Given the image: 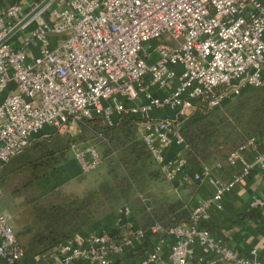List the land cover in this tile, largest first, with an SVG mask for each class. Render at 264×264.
I'll use <instances>...</instances> for the list:
<instances>
[{"label":"built area","instance_id":"obj_1","mask_svg":"<svg viewBox=\"0 0 264 264\" xmlns=\"http://www.w3.org/2000/svg\"><path fill=\"white\" fill-rule=\"evenodd\" d=\"M52 1L11 35L26 16L21 0L0 14V167L40 134L64 133L88 118L113 125L122 116L136 117L167 181L215 187L210 197L194 199L191 222L170 228L139 264H264L259 250L244 255L206 224L212 209L223 208L226 192L253 170H264V138L230 153L229 164L241 169L226 183L211 166L189 168L182 158L183 131L195 113L264 86V0H56L50 6ZM172 147L179 150L168 158ZM249 150L257 151L253 158L245 156ZM72 151L82 174L102 162L93 144L75 143ZM2 189L0 180V197ZM263 205L264 192L250 203L253 209ZM124 224L135 226L129 206L115 222ZM163 231L158 223L137 228L134 238L119 243L108 229L91 230L45 257L52 264H113L136 242ZM24 256L14 216L0 207V259L20 264Z\"/></svg>","mask_w":264,"mask_h":264},{"label":"trees","instance_id":"obj_2","mask_svg":"<svg viewBox=\"0 0 264 264\" xmlns=\"http://www.w3.org/2000/svg\"><path fill=\"white\" fill-rule=\"evenodd\" d=\"M136 119L122 116L113 125L101 117L83 119L64 133L51 131L48 135H38L30 146L1 165L2 187L9 175L27 171L23 186L29 189L39 180L59 175L68 165L77 163L73 144H93L97 148L100 144L103 150L101 164H105L106 175L82 195L53 191L31 197L35 220L19 235L16 233L25 252L20 264H51L45 257L48 251L91 230L108 229L111 236L122 243L134 238L137 228L148 229L158 223L164 231L155 237L162 241L170 228L191 222L198 185H193L194 191L189 195H178L171 201L151 204L143 196L148 181L165 177L140 136ZM183 136L187 146L182 158L188 167L209 165L222 182H228L219 176L217 165L222 164L225 172L230 171V153L249 139L264 136V86L247 88L240 95L225 99L218 107H204L190 118ZM124 206L131 209L133 227L115 225ZM251 213L254 215L253 211ZM104 219L108 221L101 224ZM151 239L148 237L141 245L136 242L140 249L132 248L119 258L145 253Z\"/></svg>","mask_w":264,"mask_h":264},{"label":"crops","instance_id":"obj_3","mask_svg":"<svg viewBox=\"0 0 264 264\" xmlns=\"http://www.w3.org/2000/svg\"><path fill=\"white\" fill-rule=\"evenodd\" d=\"M19 0H0V14L6 9L10 4ZM43 0H21L24 6V13L27 15L33 8L39 5ZM56 0H53L50 6H54ZM28 30V29H27ZM158 115H162L161 111H155ZM264 138V136H262ZM179 150L178 147H172L168 152V158L175 156V153ZM256 150H249L245 152V156L248 158H253ZM72 170L76 174L80 173L79 166L77 163H71ZM223 169V168H222ZM217 169L219 176L224 181H229L233 174L240 171L241 164L236 163L231 165V170L225 172L224 169ZM216 174V173H215ZM179 179V178H178ZM174 190L179 192L184 187H189L190 185H198L194 199H204L210 197L214 191V185L209 182L197 183L193 180L181 183V181H176L171 183ZM264 192V170L255 169L252 171L251 175L246 181L239 183L234 188L225 193L223 197V208L221 210L212 209L211 217L206 223L210 228L212 233L224 243L230 247L238 250L244 255H250L253 249L259 250L258 259H263L264 255V205L256 210L250 206L252 199L256 196H260ZM254 215H250L251 212ZM252 214V213H251ZM114 217V216H113ZM112 217V218H113ZM108 219L102 220L101 224H104ZM156 237H152L151 242L147 245V249H152L156 244ZM145 244V241H138V244ZM137 244V245H138ZM141 245V244H140ZM163 247V246H162ZM134 248L140 249L139 246ZM162 253L168 254L169 247L165 245L162 248ZM144 254L138 253L130 258H117L113 264H139L140 257ZM51 264V257L46 258ZM0 264H8L6 261L0 259ZM218 264H231L228 262H221Z\"/></svg>","mask_w":264,"mask_h":264},{"label":"rangeland","instance_id":"obj_4","mask_svg":"<svg viewBox=\"0 0 264 264\" xmlns=\"http://www.w3.org/2000/svg\"><path fill=\"white\" fill-rule=\"evenodd\" d=\"M32 28L33 24H30L28 29ZM98 149L103 156L100 144L98 145ZM105 175L106 168L104 162L96 170L88 174H82L81 172L76 174L71 166L68 165L59 175L39 180L35 187L27 189L23 186L28 177L27 171L11 174L5 183H3L0 207L5 212H9L14 216V229L19 235L21 231L26 229L35 220V213L30 199L36 193L47 195L54 191L62 195H82L91 185L103 180ZM193 191L194 188L191 185L177 192L174 190L171 182L160 177L147 182L143 196L151 204H156L161 201H171L178 195L187 196Z\"/></svg>","mask_w":264,"mask_h":264},{"label":"water","instance_id":"obj_5","mask_svg":"<svg viewBox=\"0 0 264 264\" xmlns=\"http://www.w3.org/2000/svg\"><path fill=\"white\" fill-rule=\"evenodd\" d=\"M52 0H43L39 5L33 8L10 32L9 35L18 31L22 26H24L27 22L31 21L33 17L40 12L43 8H45Z\"/></svg>","mask_w":264,"mask_h":264}]
</instances>
